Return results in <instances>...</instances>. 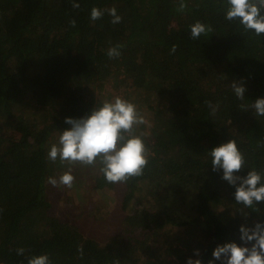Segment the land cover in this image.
Returning a JSON list of instances; mask_svg holds the SVG:
<instances>
[{
  "label": "trees",
  "instance_id": "16d2710c",
  "mask_svg": "<svg viewBox=\"0 0 264 264\" xmlns=\"http://www.w3.org/2000/svg\"><path fill=\"white\" fill-rule=\"evenodd\" d=\"M75 2L80 8L72 0H0V264L40 255L51 264H208L218 245L240 243L241 225L264 222V203L237 204L208 155L234 139L246 160L238 174H264V117L250 107L264 98V34L226 20V0H184L183 12L180 0ZM92 7H115L121 23L113 25L107 12L92 21ZM197 21L213 31L192 40L189 26ZM118 44L121 55L109 58ZM233 81L245 83L243 101ZM96 94L131 101L148 121L138 129L150 150L142 176L113 184L100 165L76 163L95 172L91 192L75 179L55 195L67 194L61 206L71 213L73 202L111 192L125 227L106 239L63 220L47 182L69 167L48 157L70 128L65 118L90 115L100 105ZM206 100L218 105L215 115ZM92 203L96 226L107 216Z\"/></svg>",
  "mask_w": 264,
  "mask_h": 264
},
{
  "label": "clouds",
  "instance_id": "9594fccd",
  "mask_svg": "<svg viewBox=\"0 0 264 264\" xmlns=\"http://www.w3.org/2000/svg\"><path fill=\"white\" fill-rule=\"evenodd\" d=\"M225 19L237 20L245 31H254L259 36L264 34V0H226ZM72 7L80 8V4L72 0ZM187 8L184 0H180L178 11ZM107 12L113 25L119 24L122 17L117 14L115 7L101 10L92 7L90 18L99 20ZM71 27H76V21H69ZM190 38L199 39L201 35L212 32L211 25L197 21L190 25ZM122 45L109 47L107 56L118 58ZM177 51V45L171 47V53ZM235 97L241 101L245 99L247 88L243 81H233L230 85ZM205 104L215 115L218 105L211 101ZM250 107L256 117H264V98H257ZM70 128L61 131L57 144H52L48 157L52 162L59 159L61 164L69 165L58 178L48 177L47 182L53 187L59 185L72 188L75 177L72 175V165L80 163L95 167L100 165L99 172L108 183H126L134 177L144 174L149 164L150 150L148 149L144 133L138 132L141 125H147L144 115L137 110L131 101L117 95L112 100H104L96 106L90 115L80 119L65 118ZM212 158L211 165L214 172L223 171L222 180L234 187V200L246 208H255L264 203V174L255 168L247 171L246 175H239L246 164L245 156L238 149L234 139L229 140L208 152ZM258 211V209H256ZM240 243L230 242L218 245L213 253V259L208 264L219 261L220 264H264V222H256L253 226L239 227ZM24 248L16 249L17 255L25 254ZM83 255V248L79 249ZM194 256L200 257L199 250ZM27 264H51L48 255L27 257ZM186 264H204L202 259L188 258Z\"/></svg>",
  "mask_w": 264,
  "mask_h": 264
},
{
  "label": "rangeland",
  "instance_id": "374dc122",
  "mask_svg": "<svg viewBox=\"0 0 264 264\" xmlns=\"http://www.w3.org/2000/svg\"><path fill=\"white\" fill-rule=\"evenodd\" d=\"M103 94V93H102ZM101 95V94H100ZM99 96H97L96 94V99H98V101H100L99 103L101 104L104 100H112L113 98H108V96H106V98H102L101 100H99ZM91 114V113H90ZM3 125V122L0 123V126ZM6 130H9V128H7ZM73 167H75V170H72V175H74L75 179H84L83 182H81V187L83 188L84 191L87 192H91L92 188L90 185H92L91 183L94 180V176H95V172L92 169H85V171H79L77 170V165H72ZM67 171V170H66ZM62 173V172H61ZM61 173L58 175V177L61 175ZM56 177V178H58ZM61 188L59 187V184L55 187H53L52 185L49 186V194L50 196L53 198L51 199V201L53 203H57V213L58 215H60L62 217L63 220H68V221H72L75 222V224L81 225L83 226L86 231L94 236V237H99L101 239H106L108 236L114 235L116 234V232L121 231L124 229L125 224L119 220V214L121 213V209H120V204L118 201L114 202L113 200L110 199V197L113 195L111 192H104V194H102V196L100 197L99 195H96V193H93V196L89 197L88 199H91L87 202L83 201V202H73L74 204V211L73 212H69L67 211V209L64 206H61V200L63 198L66 197V195H64L62 193V196L57 197L56 200L55 199V195L56 193L60 190ZM122 189L119 188L116 193H117V197L120 198L122 196ZM77 199H79L78 196H74ZM88 197V196H87ZM111 201V202H110ZM94 202L95 204L100 206V211L102 213L103 217H106L103 221L101 220L100 223L95 224L96 226H94L95 221L93 222V217H91L97 210H95V206L93 205ZM91 203V207H87L89 204ZM132 211V210H131ZM81 212H85L83 215L78 213ZM129 211H123V215H128ZM91 217V218H90ZM90 218V219H89ZM91 222V223H90ZM93 226V228H92Z\"/></svg>",
  "mask_w": 264,
  "mask_h": 264
}]
</instances>
